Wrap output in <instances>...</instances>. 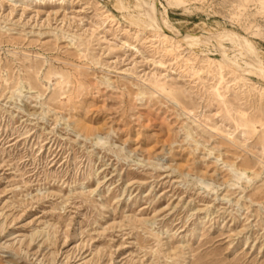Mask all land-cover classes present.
Returning a JSON list of instances; mask_svg holds the SVG:
<instances>
[{
	"label": "rangeland",
	"instance_id": "374dc122",
	"mask_svg": "<svg viewBox=\"0 0 264 264\" xmlns=\"http://www.w3.org/2000/svg\"><path fill=\"white\" fill-rule=\"evenodd\" d=\"M136 4L0 0V264H264V0Z\"/></svg>",
	"mask_w": 264,
	"mask_h": 264
},
{
	"label": "bare ground",
	"instance_id": "6f19581e",
	"mask_svg": "<svg viewBox=\"0 0 264 264\" xmlns=\"http://www.w3.org/2000/svg\"><path fill=\"white\" fill-rule=\"evenodd\" d=\"M149 1H150L149 4H146L143 0H137V4H136L139 8H141L143 10L142 15L146 19L144 21V23H146L147 26H152V27L155 26L157 29H168L169 31L172 32L173 35H176L177 37H179V39H181L187 45H193L196 43H200L202 41L200 39H192L190 37L183 36L179 32H177L176 30H174L173 28L168 26V24L166 22L167 21L166 17L165 18L162 17L157 12L155 0H149ZM228 38H229L228 40H231L236 44V47H238L240 49V51L247 54V56L252 59V62L250 61L251 62L250 67L253 68V70L257 76L264 79V68L261 66V62L256 57V54L252 50V48L248 45L247 41L239 39L237 36L236 37H228ZM222 51H225V50H222ZM248 60H249V58H248ZM226 61L229 62L228 58H226Z\"/></svg>",
	"mask_w": 264,
	"mask_h": 264
}]
</instances>
